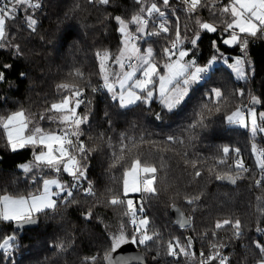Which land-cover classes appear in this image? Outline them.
<instances>
[{"label": "trees", "instance_id": "16d2710c", "mask_svg": "<svg viewBox=\"0 0 264 264\" xmlns=\"http://www.w3.org/2000/svg\"><path fill=\"white\" fill-rule=\"evenodd\" d=\"M149 2L144 0L141 5L134 0H111L108 5H101L98 0L95 3L43 0L38 10L20 12L15 20L7 22L11 47L6 45L0 49V70L6 75V82H0V118L24 111L31 118L30 129L37 125L58 131L62 126L51 121L50 117L55 114L49 110L50 105L69 94L58 85L66 83L73 90L83 88L86 102L78 112H87L89 120L81 126L84 131L81 139L92 152L87 161V179L82 181L92 187L93 194L87 195L83 188H74L76 203H66L58 197L57 208L40 214L38 224L31 229H14L13 223L0 222V241L8 235L15 237L14 252L2 264H86V259L91 257H96L95 264H106L104 257L109 252L113 234L121 225L126 234L133 230L128 223L130 217L123 215L121 207H114L107 201L121 190L123 172L137 157L149 160L159 170L156 187L160 194L146 200L142 214L150 220L149 228L155 227L161 233V239L146 245L134 244L142 253L144 264H192L185 257L173 258L166 254L169 239L180 237L183 240L189 236L193 237L192 251L197 255L211 240L226 244L231 252V264H255L259 258L255 243L264 241L256 227L258 224L264 226L261 214L264 187H257L254 181L260 170L251 152L249 130L227 125L225 116L238 105H249L253 95L261 101L256 110L264 111V39L250 40L244 59L245 65L247 62L251 65V73L240 81L221 64L219 54H215L214 40L223 55L241 52L238 46L228 47L221 43L227 35L220 30L223 25L217 23V33H207L200 30L192 18L199 16L183 10L174 11L168 17L171 40L163 34L149 36L139 41L141 50L152 47L155 60L160 64L164 59L161 58L163 48L175 39L178 19L182 33L180 43L185 48L191 47L189 41L194 34L200 36L191 51L196 54V63L206 65L216 55L217 64L202 82L189 89L184 101L172 112L158 100L150 104L137 102L121 109L103 87L97 52L108 51V62H115L113 58L117 57L122 45L115 17L125 19L129 30L134 31L131 17ZM211 2L219 4L227 0ZM198 12L202 21H213L207 8H199ZM28 14L37 20L34 32L27 27L25 16ZM155 20L160 22L159 18ZM156 26L152 23L149 29L154 30ZM4 65L10 67L4 68ZM77 71L83 76H77ZM93 88H97L96 93L92 92ZM213 88H219L222 97L212 96ZM157 113L162 119H156ZM256 143L264 151V138ZM122 146L125 147L121 153ZM225 146L230 148V155L226 158L227 164H219ZM236 148L240 149L250 172L244 173L231 187L221 185L215 174L228 170L227 165L236 158ZM35 150L25 148L12 152L0 125V195L26 196L35 191L38 178L33 180L30 173L24 175L18 170L19 165L32 158ZM121 155L123 159H115ZM196 171L201 175L196 176ZM53 175L50 169H41V178ZM58 175L69 184L64 173ZM197 194L200 200L193 212L185 196ZM172 204L190 218V226L176 227L169 211ZM89 213L91 218H87ZM223 219H239L243 234L233 238L230 226H226L227 231L216 230V221ZM213 231L217 232L215 237ZM61 242L64 250L57 247Z\"/></svg>", "mask_w": 264, "mask_h": 264}, {"label": "snow or ice", "instance_id": "6c2138e0", "mask_svg": "<svg viewBox=\"0 0 264 264\" xmlns=\"http://www.w3.org/2000/svg\"><path fill=\"white\" fill-rule=\"evenodd\" d=\"M89 2L95 3L96 0H89ZM98 2L101 5H108L111 0H98ZM134 2L144 4V0H134ZM173 2L174 0H159V3H157L156 0H150L147 7L141 6L138 13L131 17V23L135 25L134 31L129 30V24L125 22V19L120 16L115 17L119 25L118 31L123 36L121 41L123 47L119 52V56L113 59H115L116 65L121 70L125 68L124 59H128L130 63L127 67L131 68V71L113 72L111 74L113 78L110 80L108 64L106 63L110 59L109 53L106 50L102 53L97 52L103 87L107 89L108 93L111 94V99L121 109L128 108L137 104V102L150 104L158 85L160 103L165 109L172 112L184 101L189 89L204 78V75L209 72L212 62L217 59V56L213 55L212 61L209 62L207 67L197 65L193 59H185L189 56V52L177 48L182 36L178 19L175 25V39L172 40L170 46H165L162 50L163 55L161 58H166L163 64L166 74L161 73V66L155 62L152 47H148L142 53L141 48L135 41H138L145 34L148 36H161L162 34L168 36L172 31L165 9L174 11L172 9ZM180 2L186 7L190 15L196 13L199 8H207L214 17L212 22H204L199 17L192 18L196 20L198 28L207 33H217V23L222 24L223 28L220 30L228 33L227 37L222 40L224 45L238 46L242 52H246L250 43L249 38L264 39V0H227V2L219 4L211 2V0H203V2L202 0H180ZM40 7L39 0H0V49L6 45L11 47L8 39L7 22L15 20L20 12L27 13L29 9L38 10ZM145 16H147V19H145ZM157 16L160 18V22L154 30H150L149 21L151 20L155 25V17ZM25 21L29 29L33 32L36 31L37 20L32 14L26 15ZM185 29L187 30V26H185ZM168 39L171 40V36H168ZM199 39L200 36L194 34V38L190 39L189 42L195 47ZM212 43L213 47L216 48V53L222 59L223 54L216 47V41L214 40ZM177 54L178 58L173 59ZM133 59L136 64L131 63ZM244 62L243 59L237 57L235 58V64L229 65L242 78L244 76L242 67ZM3 67L8 68L10 65H4ZM138 71L142 74V78L134 79ZM76 75L83 76L78 71ZM0 82H6V75L3 70H0ZM58 88L69 93L64 95L60 102L50 105L49 110L55 114L50 117L51 121L53 123L58 122L62 126L59 132L45 130L37 125H32L30 129L31 118L27 117L24 111H16L6 118H0V125L6 133L7 145L12 152L25 148L40 149L38 153L34 154L35 165H21L25 172H30L33 167L43 166L57 173L61 171L67 173L73 182L65 184L58 180L46 179L43 181V193L40 195L18 199L3 196L0 198V222H14L21 227L26 224H35L40 214L57 208L58 202L54 197L60 196L61 200H65L66 203H76L77 201L73 198L71 189L77 187L82 179H87V161L92 150L81 139L84 136L81 126L89 120L87 112H78L81 105L85 103L82 99L83 93L78 88L73 90L66 83L58 85ZM93 91H97V89L93 88ZM211 95L219 99L223 93L219 88H213L211 89ZM240 95L243 96L244 93L241 92ZM259 103H261L260 99L254 95L251 96V105ZM85 107L87 108L88 105H85ZM216 110L219 111V108ZM245 112H247V117ZM44 118L46 117H41V119ZM156 119H162L159 113L156 114ZM227 122L241 128L250 127L253 136L257 132L264 133V111L258 115L250 105L244 107L238 105L227 116ZM200 124L203 126V119H201ZM124 147H121V153L124 151ZM234 151L236 154L234 162L227 165V171L223 173L216 172L215 178L217 180H228L230 183L235 184L237 179L243 178L244 173L250 172V169L241 158L240 149L236 148ZM252 151L256 155V167L260 170V177L255 179L254 182L257 187H264V151L257 149L255 144L252 145ZM222 152L223 158L218 163L227 164L226 158L230 155V148L225 146ZM115 159H123V156H116ZM158 171L154 163L147 159L142 161L138 157L132 160L130 167L125 168L121 190L112 194L107 203L114 207H121L123 215L130 217L128 223L133 226V230L126 234L124 225H121V229L113 234L109 243V252L104 257L107 264H130L132 260L137 259L136 257L120 255L118 250L123 245L129 243L146 245L149 241L161 239V233L155 227L149 228L150 220L146 216L137 218L138 213L144 212L146 200L158 197L160 194V190L156 187ZM195 175L200 176L201 173L196 171ZM52 185H55L59 191H51ZM85 191L87 195L93 194L90 185ZM131 194H139L138 200L131 198ZM185 200L191 210L195 212L200 196L198 194L185 196ZM261 214L264 215V210ZM87 218H91L90 213L87 214ZM184 225L190 226V218L184 219L181 227ZM226 226H230L233 238H239L243 234V225L239 219H223L217 220L215 223L216 230L225 229L227 231ZM256 231L264 236V226L258 224ZM216 235L217 232L213 231L212 236L215 237ZM204 236L207 237V232L204 233ZM14 240V236H9L3 240V243H0V250H3V255L8 254L11 247L10 242ZM209 243L210 250L207 253L200 251L199 256H197L192 251L193 237H185L183 240L180 237H173L167 241L166 254L173 258L183 256L186 261H191L193 264H231L228 256L222 252L226 244L211 242V240H209ZM57 247L64 250L65 245L61 242ZM255 248L259 252V258L255 261V264H264V242H256ZM113 253H116V255H112ZM3 255H0V264H2ZM95 261L96 257L87 258L86 264H95Z\"/></svg>", "mask_w": 264, "mask_h": 264}, {"label": "rangeland", "instance_id": "374dc122", "mask_svg": "<svg viewBox=\"0 0 264 264\" xmlns=\"http://www.w3.org/2000/svg\"><path fill=\"white\" fill-rule=\"evenodd\" d=\"M165 11H166V15H167V17H170V15L171 14H174V11H170V10H168V9H165ZM157 18H159L158 16H157ZM159 21H160V18H159ZM238 31V30H237ZM135 34V33H134ZM227 35H228V33H227ZM227 35H225L224 37H223V39L225 38V37H227ZM149 37V36H148ZM122 39H123V36H121V41H122ZM222 39V40H223ZM138 43V46L141 48V45H140V43H139V41H137ZM222 43V42H221ZM223 44V43H222ZM227 46V45H226ZM122 45H121V49H122ZM228 47H230V46H228ZM177 48L178 49H184V50H187L188 52H189V56L188 57H186L185 59L186 60H188V59H193V60H195L196 61V57H195V55H193V54H191V51H192V45H191V47H189V48H185L183 45H182V43H180L179 45H177ZM120 49V50H121ZM147 48H144L143 50H141L142 51V53H143V51L144 50H146ZM120 52V51H119ZM220 53H222L221 51H220ZM215 54H217L216 52H215ZM223 54V53H222ZM117 56H119V53H118V55ZM229 58H228V57ZM237 57H239V58H241V59H243L244 61H245V59H244V52H240V54H238V55H228V54H224L223 55V58L222 59H220L219 61L221 62V64H223L225 67H227L232 73H233V75H234V77L235 78H237V79H239L240 81H242V80H244L245 78H247L248 77V75H250V73H251V65L247 62V65H245L246 64V62H244V64L242 65V67H243V72H244V76H243V78L241 77V76H239L235 71H234V69L232 68V67H230L229 65H234L235 64V58H237ZM176 58H178V54H177V56H174L173 57V59H176ZM165 59L166 58H164L163 60H162V62L159 64L160 66H161V69H160V71H161V73L162 74H166V72L164 71V69H163V64L165 63ZM132 61H134V63L133 64H136V61L133 59ZM210 61H212V58L211 59H209L208 60V63L206 64V65H199V66H202V67H207L208 65H209V62ZM225 61H227V62H225ZM124 64H125V68L123 69V70H121L119 67H118V65H116V63L115 62H106L107 64H108V74H109V78H110V80L113 78L112 77V73L113 72H116V73H120L121 71H124V72H128V71H131L132 69L131 68H129V67H127V65L130 63V61L128 60V59H124ZM155 62H157L156 60H155ZM113 63L115 64V65H113ZM112 64V65H111ZM217 64V62H216V60L214 61V62H212V66L210 67V69L214 66V65H216ZM198 65V64H197ZM209 69V70H210ZM208 75V73L207 74H205L204 75V78L206 77ZM101 77H102V75H101ZM135 78H142V74L138 71L137 73H136V77H134V79ZM203 78V79H204ZM203 79L200 81V82H202L203 81ZM200 82H198L197 84H199ZM129 83H131V81H129ZM197 84H195V85H193L192 87H194V86H196ZM191 87V88H192ZM107 90V89H106ZM117 90H118V86H117ZM153 100H158L159 102H160V98H159V94H158V85H157V89H156V91L154 92V98H153ZM161 104V103H160ZM162 105V104H161ZM132 106V105H131ZM163 106V105H162ZM249 106V105H248ZM251 107H253V106H251ZM254 109H255V111L257 112V114L259 115V113L260 112H262V111H260V110H256V108L255 107H253ZM167 110V109H166ZM234 111V110H233ZM232 111V112H233ZM232 112H230L229 114H227L226 116H225V121H226V123H227V125H229V126H234V127H239L238 125H230V124H228V122H227V116L228 115H230ZM13 114V113H12ZM9 115H11V114H9ZM8 115V116H9ZM245 116L247 117V112H246V114H245ZM258 122H259V120H258ZM246 129H248L249 130V133H250V136H251V146L253 145V144H255L257 147H259V145L256 143L257 142V140L258 139H263L264 138V133H260V132H257V134L255 135V136H253L252 135V133H251V130H250V127L249 128H246ZM27 134V133H26ZM5 136H6V133H5ZM6 139H7V136H6ZM10 148V147H9ZM260 149H261V147H259ZM262 150V149H261ZM40 151V149H37V150H35L34 152H33V155H32V158L27 162V163H24V164H28V165H35V160H34V154H36V153H38ZM263 151V150H262ZM251 152H252V148H251ZM253 153V152H252ZM254 155V154H253ZM255 157V158H254ZM253 158L255 159V161H256V156H253ZM24 164H21V165H24ZM21 165H19L18 166V170L19 171H21V172H23V174L25 175H28L29 173L31 174L30 176H31V178L34 180L35 178H38V180H37V184H38V187L35 189V191L34 192H32V193H30L29 195H26V196H12V195H9V194H2V195H0V198H2L3 196H9L10 198H12V199H18V198H20V197H25V198H29V197H31L32 195H40V194H42L43 193V181L44 180H58V181H60V182H62V183H64L63 182V180L62 179H60V178H58V176L60 175H58V173L57 172H54V171H52V170H50L51 172H53L54 173V175L53 176H50V177H46V178H41L40 177V174H41V169L42 168H44L43 166H40V167H33L32 168V170L30 171V172H25L24 170H23V168L21 167ZM62 173H64L63 171H61ZM64 175L66 176V177H70V176H68V174L67 173H64ZM123 180V179H122ZM51 191H53V192H57V191H59L56 187H55V185H52L51 186ZM63 195V194H62ZM134 195H137V194H131V197L132 196H134ZM59 196H56V197H54V199H56V200H58L57 198H58ZM141 216H143V214L142 213H138V219H139V217H141ZM5 223H10V222H5ZM11 223H14V222H11ZM9 236H13V235H8V236H5L1 241H0V243H3V240L4 239H6V238H8ZM15 241V240H14ZM14 241H11L10 242V244H11V247H10V249H12L13 248V242ZM207 247V246H206ZM206 247H204V250L206 249ZM9 249V250H10ZM0 251H3V250H0Z\"/></svg>", "mask_w": 264, "mask_h": 264}, {"label": "water", "instance_id": "95a60500", "mask_svg": "<svg viewBox=\"0 0 264 264\" xmlns=\"http://www.w3.org/2000/svg\"><path fill=\"white\" fill-rule=\"evenodd\" d=\"M249 105L253 106V107H258L259 106V104L251 105V99H250ZM218 183L221 184V185H227V186H230V187L234 185V184L230 183L228 180H218ZM169 211H170V214H171V216H172V218L174 220V224L176 225V227L182 228L181 225L183 224L184 219L188 218V217L175 204H172L170 206ZM38 221H39V218H38ZM38 221L35 224H26V225H23L22 227L16 225L15 223H13V228L14 229H31V228H34L38 224ZM187 226L188 225H184L183 227H187ZM118 253L120 255H124V256H128V257H136L137 258L135 260H132L130 262V264H144L145 259H144L143 255H142V253L136 248V246L134 244L129 243V244L123 245L118 250ZM112 255H116V253H113ZM105 262L107 264L106 260H105Z\"/></svg>", "mask_w": 264, "mask_h": 264}, {"label": "built area", "instance_id": "2783aa9c", "mask_svg": "<svg viewBox=\"0 0 264 264\" xmlns=\"http://www.w3.org/2000/svg\"><path fill=\"white\" fill-rule=\"evenodd\" d=\"M39 2L42 4L43 0H39ZM172 9H174V11L183 10V11H186V12H187L186 7L183 6V5L181 4L180 0H174V2L172 3ZM193 14H196L197 16L201 17V14L198 12V10H197L196 13H193ZM155 18H157V17H155ZM145 19H147V16H145ZM151 24H152V21L150 20V21H149V27H150ZM158 24H159V22L156 21V25H157V26H158ZM147 37H148V35L145 34V35H144L142 38H140L138 41H143V40H145ZM249 40H256V39L249 38ZM135 42L138 43L137 41H135ZM131 63L133 64L134 61H131ZM96 89H97V88H96ZM79 90L82 91V93H83L82 99L86 102V91H85L83 88H81V89H79ZM92 92H93V93H96L97 91H93V89H92ZM82 106H83V104L81 105V107H82ZM244 106H248V104L243 105V107H244ZM245 114H246V112H245ZM59 130H60V129H59ZM59 130H58L57 132H59ZM251 148H252V146H251ZM257 149L261 150L259 147H257ZM261 151H262V150H261ZM252 152H253V151H252ZM252 154H254V153H252ZM253 156H256V155L254 154ZM254 158H255V157H254ZM259 177H260V174H259ZM259 177H258V178H259ZM67 178H68L69 184H71V183L73 182V181H72V178H71V177H67ZM88 186H89L88 184L84 183V182L81 180V181L79 182V185H78L77 187H75V188H83V191L86 193L85 190H86V188H87ZM73 189H74V188H72L71 190L73 191ZM59 198L61 199L60 196H59ZM131 198H133L134 200H138V198H139V194L134 195V196H132ZM144 209H145V204H144ZM260 238L264 241V236H261V235H260ZM209 250H210V244L207 245L206 249H205V250H202V251H205V252L207 253ZM13 252H14V249L12 248V249H10V250L8 251V254H7V255H3V260H2V262L6 261V260L8 259V257H10V256L12 255ZM222 252H223L224 255H227V256H228L229 260H231V252H230V249L228 250V249L225 247V248H223ZM2 254H3V251H2ZM197 256H199V253H198ZM180 257H183V256H180ZM176 258H179V257H176ZM192 264H193V262H192Z\"/></svg>", "mask_w": 264, "mask_h": 264}, {"label": "crops", "instance_id": "0c3cea01", "mask_svg": "<svg viewBox=\"0 0 264 264\" xmlns=\"http://www.w3.org/2000/svg\"><path fill=\"white\" fill-rule=\"evenodd\" d=\"M0 252H2V251H0Z\"/></svg>", "mask_w": 264, "mask_h": 264}]
</instances>
